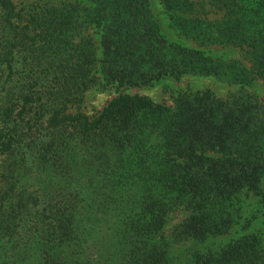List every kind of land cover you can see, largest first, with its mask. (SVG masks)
Listing matches in <instances>:
<instances>
[{"label":"trees","instance_id":"1","mask_svg":"<svg viewBox=\"0 0 264 264\" xmlns=\"http://www.w3.org/2000/svg\"><path fill=\"white\" fill-rule=\"evenodd\" d=\"M159 2L177 35L238 48L248 66L168 40L150 0H0V264H264L254 231L183 259L168 240L225 233L241 191L264 205V97L120 92L80 110L96 68L127 86L184 73L264 84V0ZM175 209L187 215L166 239Z\"/></svg>","mask_w":264,"mask_h":264},{"label":"rangeland","instance_id":"2","mask_svg":"<svg viewBox=\"0 0 264 264\" xmlns=\"http://www.w3.org/2000/svg\"><path fill=\"white\" fill-rule=\"evenodd\" d=\"M72 1L73 0H13L18 7H29L44 3L58 5L62 2ZM150 4L152 16L161 32L168 40L179 42L186 47L200 49L205 56L215 61L227 62L229 60H239L244 65L248 66L246 61L241 57L238 48L218 45L198 46L193 40L177 35L176 31L170 25L168 13L165 11L166 9L159 0H150ZM206 17L214 18L217 17V15L210 11L207 12ZM83 34L90 36L93 42L97 44V34L94 27L91 26L85 30ZM96 69L93 71L95 80L91 82L84 91L83 101L80 105V110L87 115L97 112L107 100L120 92L136 93L148 97L153 102L164 104H171L178 94L206 89L210 90L215 97L221 99H229L231 95L239 94L256 100H261L264 97V84L256 77H252L246 84H239L216 78L210 74L184 73L177 77L162 75L148 82L141 83L140 85L127 86L119 85L117 82L105 81ZM237 196L242 206V217L240 222L235 225L233 224L225 233L208 237L200 243H196L192 238H187L176 243L168 239L170 231L173 230L178 223L183 221L187 215V211L184 209L169 211L165 216L161 232L166 239L172 242L171 253L179 257V259H183L188 252L192 250L218 251L231 239L251 231L259 234L260 239L264 242V205L259 204L257 198L250 193L246 195L245 191L239 192ZM248 218L252 219L249 226ZM245 219L248 220V223L244 222Z\"/></svg>","mask_w":264,"mask_h":264}]
</instances>
